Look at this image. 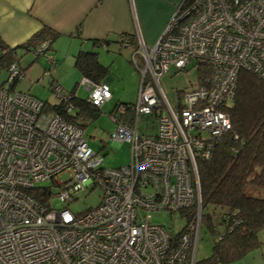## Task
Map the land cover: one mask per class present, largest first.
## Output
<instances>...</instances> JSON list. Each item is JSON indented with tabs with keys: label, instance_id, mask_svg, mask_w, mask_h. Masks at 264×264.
Wrapping results in <instances>:
<instances>
[{
	"label": "built area",
	"instance_id": "1",
	"mask_svg": "<svg viewBox=\"0 0 264 264\" xmlns=\"http://www.w3.org/2000/svg\"><path fill=\"white\" fill-rule=\"evenodd\" d=\"M118 44L132 49L130 62L140 74L136 103L118 104L109 115L112 141L129 145V162L119 168L99 167L102 156L81 127L11 89L27 75L16 63L6 69L7 86L0 84V264H195L201 231L197 162L209 158L231 129L224 107L239 72L264 81V0H182L152 45L138 35L134 43L125 36ZM45 56L53 66L54 57ZM199 68L206 71L201 80ZM170 72L195 74L175 92L174 106L160 83ZM81 84L89 93L85 102L97 110L111 97L104 82L83 77ZM52 93L72 112L71 94L59 85ZM143 117L156 120L154 134L140 130ZM45 182L59 186L58 193L37 185ZM95 188L98 205L73 214L68 204ZM52 197L65 206L52 208ZM193 205V219L179 232L150 221L151 213Z\"/></svg>",
	"mask_w": 264,
	"mask_h": 264
},
{
	"label": "trees",
	"instance_id": "2",
	"mask_svg": "<svg viewBox=\"0 0 264 264\" xmlns=\"http://www.w3.org/2000/svg\"><path fill=\"white\" fill-rule=\"evenodd\" d=\"M58 36L50 27L42 26L18 46L8 47L0 41V71L6 70L12 63L18 65L19 50L23 54H34L46 42L43 54H34L35 61L45 56ZM101 42L93 41V49L78 51L73 63L81 78H89L98 84L104 81L108 72L107 67L99 62L98 52L94 50L100 47ZM103 43L102 47L107 42ZM20 68L25 72V68ZM205 72V69L199 68L198 79L201 80ZM55 83L51 80V90L58 85ZM74 92L73 89L69 92L73 96V114L65 112L64 103L48 101H42L44 112L58 114L63 120L78 127H81L78 118L96 117L99 110L79 99ZM224 111L229 115L231 129L214 144L209 158L197 162L201 228L205 225L213 245L210 256L195 264H230L241 259L260 247L258 233L264 229V81L249 72L240 71L234 97L224 107ZM47 191L50 189L47 188ZM209 207L214 212L218 210L216 221L212 219L214 213L203 214V210ZM195 212L196 207L193 205L178 214L187 224Z\"/></svg>",
	"mask_w": 264,
	"mask_h": 264
},
{
	"label": "rangeland",
	"instance_id": "3",
	"mask_svg": "<svg viewBox=\"0 0 264 264\" xmlns=\"http://www.w3.org/2000/svg\"><path fill=\"white\" fill-rule=\"evenodd\" d=\"M94 50L98 52L99 62L108 69L104 81L108 80L107 85L111 97L101 105L96 117L78 118L77 121L82 127L83 137L87 144L102 156L99 167L119 168L129 162V145L125 142L116 144L112 141L110 135L115 131V124L109 115L118 104L136 103L140 74L130 62L129 55H126L123 51L120 52V49H116L115 46L110 45L108 48L99 47L94 48ZM76 51L73 52L71 50L68 41L55 40L52 44V49L46 54L56 59L54 65L51 66L46 56H42L39 60L35 61V55L32 52L23 54L24 52L19 50L17 53V63L20 67H27L25 70L27 78L17 81L13 87L14 91L29 94L41 101L55 103L52 90L50 89V82L55 79L57 81L55 84L61 87L63 93L70 92L73 89L79 99L85 100L89 93L81 84L80 73L73 66V57ZM189 68L190 66L187 69ZM6 78V70H1L0 84L7 86L5 83ZM194 79L195 74L193 72L178 75L170 72L164 79L160 80L162 89L172 106L175 104V92L184 88L188 81H194ZM71 113L73 114V111ZM154 121L156 120L153 118H150V120H147V117L141 118L140 130L148 134H154L155 130L152 129V122L154 123ZM66 179V174L60 177L62 181ZM37 185L47 187L50 189L52 195L57 194L59 190V186L53 185L50 182L39 183ZM88 190L78 193L76 195L77 199L68 204V208L73 214L83 213L89 208H94L98 205L100 190L97 188L91 191ZM50 204L52 208L65 206L64 203L55 197L51 198ZM203 214L212 215L213 218H211L213 221H216L218 210L214 212L209 207L203 210ZM150 221L175 233L179 232L185 225V221L179 217L178 213H169L163 210L151 213ZM258 240L260 247H264V229L259 231ZM212 243L209 231L205 225H202L196 251V262H201L210 256Z\"/></svg>",
	"mask_w": 264,
	"mask_h": 264
},
{
	"label": "crops",
	"instance_id": "4",
	"mask_svg": "<svg viewBox=\"0 0 264 264\" xmlns=\"http://www.w3.org/2000/svg\"><path fill=\"white\" fill-rule=\"evenodd\" d=\"M181 2L182 0H0V41L8 47L18 46L42 26H47L59 34L58 40L68 41L73 52L91 50L93 41L98 40L102 41L101 45L104 44L103 41L107 42L103 48L112 45L130 57L132 49L121 48L117 42L119 36H129V40L134 43L138 35L146 45H152ZM23 68L26 70L27 67ZM103 82L108 84V80ZM230 264H264V247L254 249Z\"/></svg>",
	"mask_w": 264,
	"mask_h": 264
}]
</instances>
